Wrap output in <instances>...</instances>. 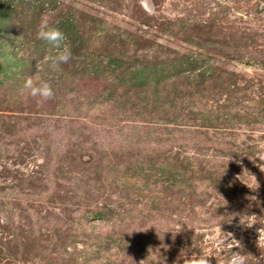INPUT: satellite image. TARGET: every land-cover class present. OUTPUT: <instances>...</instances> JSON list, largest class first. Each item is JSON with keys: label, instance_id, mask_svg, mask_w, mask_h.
Segmentation results:
<instances>
[{"label": "rangeland", "instance_id": "obj_1", "mask_svg": "<svg viewBox=\"0 0 264 264\" xmlns=\"http://www.w3.org/2000/svg\"><path fill=\"white\" fill-rule=\"evenodd\" d=\"M233 251L264 264V0H0V264Z\"/></svg>", "mask_w": 264, "mask_h": 264}, {"label": "clouds", "instance_id": "obj_2", "mask_svg": "<svg viewBox=\"0 0 264 264\" xmlns=\"http://www.w3.org/2000/svg\"><path fill=\"white\" fill-rule=\"evenodd\" d=\"M35 35L37 39L46 42L52 48L51 52L42 57L41 63L43 68L50 76L61 73L62 65L67 64L73 56L69 45L65 42L66 37L64 33L55 24L49 23L47 19H42ZM23 88L29 96L38 98V102L50 100L55 95L50 80L41 75L26 78L23 83ZM241 223L250 226L245 222ZM165 232L168 231L161 233V240ZM209 256L208 254L197 255L185 259L184 264H209V260L207 259ZM221 264H247V258L244 254L233 251Z\"/></svg>", "mask_w": 264, "mask_h": 264}]
</instances>
